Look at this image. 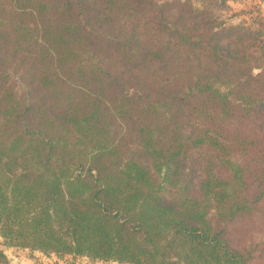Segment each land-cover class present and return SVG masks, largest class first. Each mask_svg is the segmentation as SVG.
Listing matches in <instances>:
<instances>
[{
  "label": "trees",
  "instance_id": "trees-1",
  "mask_svg": "<svg viewBox=\"0 0 264 264\" xmlns=\"http://www.w3.org/2000/svg\"><path fill=\"white\" fill-rule=\"evenodd\" d=\"M226 1L0 0L3 264H250L228 225L264 199V19Z\"/></svg>",
  "mask_w": 264,
  "mask_h": 264
},
{
  "label": "rangeland",
  "instance_id": "rangeland-1",
  "mask_svg": "<svg viewBox=\"0 0 264 264\" xmlns=\"http://www.w3.org/2000/svg\"><path fill=\"white\" fill-rule=\"evenodd\" d=\"M219 16L225 24L245 25L255 29L257 19H264V0H227ZM18 90L20 92L21 87ZM192 182H196V179ZM262 188L264 190V186ZM244 190L247 196L257 192L253 184ZM258 208L251 219L235 220L228 225V237L233 244L251 250L250 264H264V199ZM0 264H3L1 260Z\"/></svg>",
  "mask_w": 264,
  "mask_h": 264
},
{
  "label": "crops",
  "instance_id": "crops-1",
  "mask_svg": "<svg viewBox=\"0 0 264 264\" xmlns=\"http://www.w3.org/2000/svg\"><path fill=\"white\" fill-rule=\"evenodd\" d=\"M3 253L6 257L5 264H118L89 260L83 257L64 256L60 258L53 254L43 255L38 251H28L20 248H3Z\"/></svg>",
  "mask_w": 264,
  "mask_h": 264
}]
</instances>
